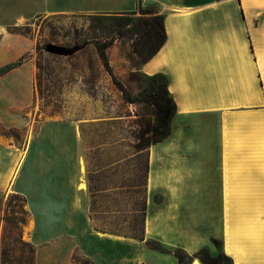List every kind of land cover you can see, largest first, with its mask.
Listing matches in <instances>:
<instances>
[{
    "label": "crops",
    "instance_id": "obj_1",
    "mask_svg": "<svg viewBox=\"0 0 264 264\" xmlns=\"http://www.w3.org/2000/svg\"><path fill=\"white\" fill-rule=\"evenodd\" d=\"M157 1L166 40L141 69L166 77L176 111L170 135L147 151L140 241L91 225L75 121L43 122L22 144L2 132L29 124L35 96L33 41L10 27L119 15L140 1L0 0V69L21 60L0 76V193L26 200L34 264H72L76 249L91 264H177V248L202 264L193 256L202 247L231 264H264V0Z\"/></svg>",
    "mask_w": 264,
    "mask_h": 264
},
{
    "label": "rangeland",
    "instance_id": "obj_2",
    "mask_svg": "<svg viewBox=\"0 0 264 264\" xmlns=\"http://www.w3.org/2000/svg\"><path fill=\"white\" fill-rule=\"evenodd\" d=\"M139 1L142 8L160 4L157 0ZM138 15H124V21L114 17L98 21L87 14L40 15L21 25L19 30L33 41L30 57L36 68L35 96L32 105L24 110L29 124L6 134L22 144L27 135H35L43 122L75 121L81 135L88 209V167L95 171L90 174L95 202L91 224L120 231L127 230V221L138 211L142 199L141 193L119 186L134 180V165L145 159V150L135 152L136 138L156 122L149 97L154 82L141 69L145 55L132 49V41L141 38L134 25ZM100 44L106 46L111 74L98 55ZM47 45L61 47L64 53L48 52ZM117 159H121L119 164H110ZM14 194L0 193V264H34L36 247L28 239L30 216L23 212L25 206ZM12 207L15 212L10 216L19 222L3 219ZM213 244L218 247L219 241ZM73 258L76 264H86V257L77 249Z\"/></svg>",
    "mask_w": 264,
    "mask_h": 264
},
{
    "label": "trees",
    "instance_id": "obj_3",
    "mask_svg": "<svg viewBox=\"0 0 264 264\" xmlns=\"http://www.w3.org/2000/svg\"><path fill=\"white\" fill-rule=\"evenodd\" d=\"M138 13L139 15L135 18L134 25L138 33L140 34V40H133L132 41V49L136 53H143L145 55V61L149 60L152 56H154L157 51L162 47L166 40V32L164 29L163 24V13L160 12V9L157 5H150L147 8H142L140 4L138 5L137 9L131 12H125L119 14L118 16L114 15H91L92 18L103 21L109 17H114L115 19H122L124 21V15H134ZM20 26H12L9 28L10 32L14 33H21L19 30ZM105 47L103 44H100L97 48L98 55L102 61L103 66L107 69V71L111 74L110 67L108 65V61L106 59L105 54ZM21 61V60H20ZM18 61L16 64L9 65L7 67L0 69V76L6 73L11 67L20 63ZM144 61V62H145ZM116 82L115 78H113ZM152 81L154 82L150 89H149V97L150 103L154 106V116H155V124L152 128H150L147 132L143 131L140 136H137V142L134 145L135 152H141L145 150V159L142 164L137 163L134 165V172H133V181L129 184H121L120 188H125L130 190L131 193H141V206L139 207L138 211L133 212L131 218L127 221V227H125L126 231H120L118 229H105L98 226H93V228L97 231L110 233L125 237L135 238L137 240L142 241L144 239V220L146 214V177H147V170H148V148L150 145L161 142L166 139L170 135V123L173 118V115L176 111V105L173 99L170 97L168 90L166 88V77L160 73H156L151 76ZM156 79H160L161 83H155ZM118 83V82H117ZM119 88L125 93V90L121 84H118ZM10 130L2 129L4 134H8ZM136 137V136H135ZM121 159L113 160L110 164H119ZM95 171H92L89 167L87 170V178L89 181V195H90V207H89V214L88 218L90 223L92 221L93 214L95 212L94 209V196H93V189L90 182V174ZM15 197L17 200L21 201L23 206H25L26 200L25 198L15 193ZM12 212H15L10 208V212H8L3 219L8 223H15L19 222L18 219H15L13 216H10ZM24 213H28L27 209L23 210ZM21 222L24 223V219H21ZM5 229L3 233H5ZM2 233V234H3ZM4 239V234L2 236V240ZM215 239H212V242L215 243ZM146 245L150 248L157 249L159 251H164V248L158 242L147 241ZM177 258V264H189L192 256L186 254L182 249L177 248L173 251ZM194 257L198 258L202 264H231V259L224 254H217L216 256H212L209 254L206 248H201L197 253L193 255ZM86 264H91V261L88 258H84ZM72 264H76L75 258H72Z\"/></svg>",
    "mask_w": 264,
    "mask_h": 264
},
{
    "label": "water",
    "instance_id": "obj_4",
    "mask_svg": "<svg viewBox=\"0 0 264 264\" xmlns=\"http://www.w3.org/2000/svg\"><path fill=\"white\" fill-rule=\"evenodd\" d=\"M46 50L48 52H53V53H59V54L64 53V49L63 48L57 47V46H53V45H47L46 46Z\"/></svg>",
    "mask_w": 264,
    "mask_h": 264
},
{
    "label": "bare ground",
    "instance_id": "obj_5",
    "mask_svg": "<svg viewBox=\"0 0 264 264\" xmlns=\"http://www.w3.org/2000/svg\"><path fill=\"white\" fill-rule=\"evenodd\" d=\"M82 171L85 172V168H84V165H82ZM87 182V181H86ZM194 264H197V263H194Z\"/></svg>",
    "mask_w": 264,
    "mask_h": 264
}]
</instances>
